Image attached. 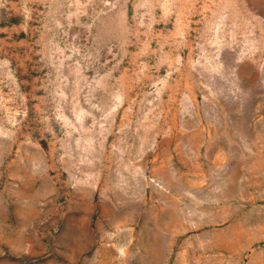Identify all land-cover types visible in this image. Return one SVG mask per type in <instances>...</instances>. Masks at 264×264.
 <instances>
[{
  "label": "rangeland",
  "instance_id": "obj_1",
  "mask_svg": "<svg viewBox=\"0 0 264 264\" xmlns=\"http://www.w3.org/2000/svg\"><path fill=\"white\" fill-rule=\"evenodd\" d=\"M0 264H264V0H0Z\"/></svg>",
  "mask_w": 264,
  "mask_h": 264
}]
</instances>
